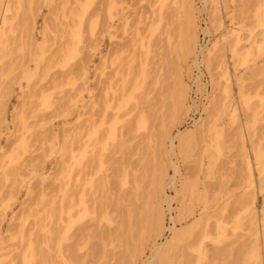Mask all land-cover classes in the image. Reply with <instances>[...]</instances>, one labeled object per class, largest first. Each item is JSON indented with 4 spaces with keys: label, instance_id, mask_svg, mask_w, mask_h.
I'll use <instances>...</instances> for the list:
<instances>
[{
    "label": "rangeland",
    "instance_id": "rangeland-1",
    "mask_svg": "<svg viewBox=\"0 0 264 264\" xmlns=\"http://www.w3.org/2000/svg\"><path fill=\"white\" fill-rule=\"evenodd\" d=\"M9 1L13 8L7 16L13 17L8 24V38L0 53V58H4L3 62L0 59V264H8L12 260L16 261L13 264H21L20 258L27 252L26 246L29 240L32 241L34 248L40 246L39 249L43 250L45 246L40 239L43 237V224L47 225L48 229L55 227L52 229L61 232L58 239L52 240V246L49 242L47 244V240L45 241L51 247L53 264H63L62 258L69 255L67 258L71 259L70 254L72 259L77 256L82 257L83 259L80 260L77 257L79 261L83 260L81 264L85 261V264H159L151 259L155 245L159 246L170 240L172 233L168 230L175 232L182 228L190 232L176 249L168 252L169 264H191L192 260V264H228L236 259L237 263L241 260L242 262L239 263L242 264L243 261L253 260L247 256V252L248 255L250 254L248 249L250 250L252 243L258 244L257 252L261 260L259 261L264 264V238L260 231L261 222L264 221L262 214L264 189L255 169L258 162L253 155L255 146L256 149L258 147L264 152V44L262 43L264 0H209L205 9L201 0ZM7 2L8 0H0V18L3 15L2 8ZM18 3L22 8H18L20 7ZM161 6L165 10L163 23L159 21V13H157V9ZM183 6L186 10L189 8V13L193 15L194 30L198 38L192 48L195 50L187 56L183 55L179 47L182 35L188 27L183 18L186 11ZM77 8L79 9L77 13L83 12L79 30L76 25L77 20L71 19L69 14L71 9L73 13L78 10ZM214 12L218 14L214 15ZM210 14L214 17L211 18ZM123 18L128 19L124 34L120 29ZM217 20L221 23L220 27ZM21 23L29 27H22ZM205 28H209V33L203 31ZM231 31L238 33L242 39L237 47L239 55L236 57H233L228 49L232 38L229 37ZM130 38L134 40L127 44ZM118 43L126 46V54L122 56L123 59L125 57L123 63L127 64V60L133 57L136 65L133 63L132 73L137 79L135 82H138L137 88L127 92V95L131 93L132 99H124L123 102L112 99L106 80L111 72L110 54L114 52L115 44ZM128 47L129 50L126 49ZM131 48L136 51L133 49L131 51ZM194 55L197 56V65H200H196L198 68L193 64ZM219 62L226 63L224 65L228 71L230 90L227 97L223 94L222 82L217 84ZM142 69L146 76L144 87L141 85ZM242 95L247 98L248 109L241 104ZM180 96H183V105L181 110L177 111L173 104ZM109 97V103H106ZM101 103L110 106L107 113L111 114H108L107 124L102 128L104 130L106 127L104 140L109 133V124L113 127V137L108 140L109 146L105 147L108 148V152L105 150L102 154L101 168L96 167L97 170L99 169L98 177L102 179V182L98 180L96 185L101 188L99 187V191L96 186L98 192L96 190L93 196L95 207L93 204L88 216L80 220L75 214L76 217L71 216L72 220L70 218L69 222H63V227L71 225L67 231L68 240L65 241L59 218L53 216L51 220H45L47 214H51L49 213L51 210L46 207L50 208L49 203H53L58 208L64 190L66 196H71H68L69 199L64 205L74 199L72 193L76 168L72 165V155L77 128L81 123L85 124L88 115L91 117L96 113L94 112L96 105L95 111L98 110L96 114L102 113L106 106L104 105L102 110ZM234 107L237 110V121L232 123L230 111ZM200 117L208 124L203 133L191 135L183 144H178L175 139L172 142L173 151L171 154L167 153L171 149L170 139L175 137L178 131L190 130L193 121H197ZM247 120L251 122L249 132L244 129ZM239 128L241 135L238 132ZM242 151L246 153L250 162L254 181L252 189L255 200L249 205L247 212L241 209L239 203L240 198L243 196L241 201L244 202L246 200L244 194L250 192L248 183L245 182L246 166L241 155ZM174 170L175 188L166 186L163 189V196L160 195L162 193L157 191L158 173L161 172L165 178H171ZM124 171L128 173L127 180L128 176L132 179L129 184H124ZM11 172L16 176L11 175ZM18 173H21L20 176ZM134 180L139 181L144 188L137 190V195L133 191ZM184 184L189 189L183 200L181 195L175 196V189L180 190ZM193 184L196 191L191 196L189 190H192ZM128 193L131 195H127ZM53 195L54 199H52ZM164 198L170 200L172 211L168 212L167 203L161 202ZM102 200L104 203L100 204ZM34 203L37 206L32 205ZM184 203L187 206L191 205L192 209L189 211L193 213L188 217L186 225L180 222L181 224H177L176 228H172L169 219L177 218ZM159 204L164 212L161 234L145 228L143 221L147 210ZM237 205L238 207H235ZM39 206L44 207L40 210ZM31 208L34 209L33 213L30 212ZM102 209L103 211L99 212ZM127 209H132L142 221L141 227L139 226L137 230L132 228L133 223L130 224L135 219L128 218ZM56 212L57 210L53 213L57 215ZM252 214L257 232L254 238L249 234H252V231L248 232V218L252 217ZM29 219L30 222L34 219L33 224L32 222L28 224ZM196 219L201 220L198 227L193 226V223L198 222ZM214 220L220 223V229L217 231ZM25 224H28V227L25 226L28 231L31 229L26 237L23 236L28 232L24 228ZM77 224L81 231L75 227ZM206 224L211 227L205 230L207 236L203 235ZM81 226L83 229L80 228ZM23 228L26 233L24 231L22 233ZM35 232L38 235H35ZM18 235L19 238L25 237L27 241L25 238V240L17 239ZM40 235V238L35 239V236ZM37 239L40 241L36 242ZM248 242L251 244L249 245ZM12 244H16V248ZM60 244L65 245V248L63 246L65 250L73 248L72 252L77 254L74 256L71 249L64 252L63 248L61 254ZM4 246L6 250L3 249ZM9 246L13 252L7 251ZM91 246L94 250L90 248ZM95 247H98L97 251ZM198 247L199 250L196 251ZM182 250L185 253H182ZM38 251L36 249V252ZM218 252L223 254L224 258L220 256L222 260L219 255L216 257ZM94 253L98 257H95ZM187 255L191 258L186 257ZM216 258L217 260L219 258V261H215Z\"/></svg>",
    "mask_w": 264,
    "mask_h": 264
},
{
    "label": "bare ground",
    "instance_id": "bare-ground-1",
    "mask_svg": "<svg viewBox=\"0 0 264 264\" xmlns=\"http://www.w3.org/2000/svg\"><path fill=\"white\" fill-rule=\"evenodd\" d=\"M2 1V0H1ZM7 1V0H6ZM12 1H15V0H12ZM122 1V0H121ZM167 1V0H166ZM202 1V3H203V9H205V7H206V4H208V2H209V0H201ZM18 2V1H17ZM16 2V3H17ZM70 2V1H69ZM115 2H117V0L115 1ZM114 2V3H115ZM159 2V1H158ZM6 3V2H5ZM16 3H15V5H16ZM160 3H161V1H160ZM167 3V2H166ZM4 4V3H3ZM20 3H18V6H20V7H18V8H22L21 7V5H19ZM24 4V3H23ZM162 5H163V2L161 3ZM12 3L8 0V2H7V4H6V6H5V4H4V6L5 7H3L2 9H3V15L1 16V18H0V53L2 52L1 51V49H2V47L4 46V42H5V40H6V38H8L7 37V30H8V24H9V22H11V19H12V17L10 18H8V16H7V14L8 13H10L12 10ZM65 5V4H64ZM166 5V4H165ZM187 5V4H186ZM14 6V5H13ZM23 6V5H22ZM60 6V5H59ZM158 6V5H157ZM167 6V5H166ZM70 7V6H69ZM68 7V8H69ZM76 7V6H75ZM180 7V6H179ZM184 7V9H185V6H183ZM187 7H189V6H187ZM166 8V7H165ZM65 9H67V8H65ZM70 9V8H69ZM68 9V10H69ZM78 9V8H77ZM77 9H75V10H77ZM167 9V8H166ZM186 10V9H185ZM184 10V11H185ZM189 8L184 12V14H183V18H184V20H185V24H187L186 25V30L184 31V34L182 35V41H180L181 42V45L179 46L180 47V50H181V52L183 53V55H185V56H187V54H189L191 51H193V50H195V48L194 49H192L193 48V46L194 45H196V43H197V40H198V38H197V35L195 34L196 33V31L194 30V26H195V22H194V18H193V15L192 14H190L189 13ZM212 10V9H211ZM14 11H15V9H14ZM71 11H73L72 9H71ZM71 11H69V14L71 15L70 16V18L71 19H73V18H75L76 20H77V29L79 30V28L81 27V25H82V13L80 12V13H77V12H79V9L77 10V11H74V12H76V13H72ZM117 11V10H116ZM195 10H193V12H194ZM197 11V10H196ZM71 12V13H70ZM118 12V11H117ZM153 12H154V10H153ZM181 12H182V9H181ZM191 12H192V10H191ZM200 12V10H198V13ZM157 13H159L158 14V19H159V21L160 22H162V20H164V16H165V10L163 9V6H161L159 9H157ZM216 12H214V15H217V14H215ZM181 14V13H180ZM212 14H213V12H212ZM0 15H1V13H0ZM53 15V14H52ZM211 15V14H210ZM214 15L212 16L211 15V18H213L214 17ZM10 16V15H9ZM111 16H112V13H111ZM124 16H126V15H124ZM69 17V16H68ZM171 17V16H170ZM172 18H173V16H172ZM182 18V19H183ZM70 19V20H71ZM121 19V18H120ZM216 19H217V17H216ZM196 20V19H195ZM67 21V20H66ZM69 21V20H68ZM72 21V20H71ZM25 22H26V20H25ZM24 22V23H25ZM127 22H128V19L127 18H123V20L121 21V24H120V29H121V33L122 34H124L125 33V28H126V26H127ZM217 23H218V25H219V27L221 26V23L219 22V20H217L216 21ZM23 23V24H24ZM163 23V22H162ZM26 24V23H25ZM25 24H24V26H25ZM28 24H31V23H28ZM184 24V23H183ZM213 24V23H212ZM15 26H17V25H15ZM21 26L22 27H24L23 25H22V23H21ZM31 26V25H30ZM119 26V25H118ZM13 27V26H12ZM12 27H11V29H12ZM27 27H29V26H27ZM26 26H25V28H27ZM46 27V26H45ZM181 27H182V25H181ZM218 27V28H219ZM24 28V29H25ZM31 28V27H30ZM47 28V27H46ZM119 28V27H118ZM180 28V27H179ZM23 29V30H24ZM127 29V28H126ZM215 29V28H214ZM13 30V29H12ZM118 30V29H117ZM197 30V29H196ZM209 28H205L203 31L205 32V33H209ZM179 31H180V29H179ZM10 32V31H9ZM24 32H25V30H24ZM31 32V31H30ZM58 32V31H57ZM136 32V31H135ZM134 32V33H135ZM23 33V32H22ZM116 33V32H115ZM133 33V34H134ZM168 33V32H167ZM183 33V32H182ZM76 33H74V36L76 37V38H78V35H75ZM176 34H178V33H176ZM117 35V34H116ZM137 35V34H136ZM181 35V34H180ZM230 35L231 36H229L230 38H231V40L229 41V47H228V49H229V51H230V53L232 54V56L233 57H236V56H238L239 54H238V51H237V47L239 46V44H240V42H241V37L238 35V33H235L234 31H231L230 32ZM262 35V34H261ZM66 36H68V34L66 35ZM15 37V36H14ZM113 37V36H112ZM114 37H115V35H114ZM170 37L171 36H169V38L168 39H170ZM132 38V37H131ZM130 38V42L128 41V43L127 44H129V43H131V42H133V40ZM134 38V37H133ZM181 38V37H180ZM117 39V38H116ZM139 39V38H138ZM142 39V38H141ZM251 39V38H250ZM47 40V39H46ZM123 40V39H122ZM132 40V41H131ZM263 40V44H264V39H262ZM138 41V40H137ZM135 42V41H134ZM139 42V41H138ZM138 42H136V43H138ZM255 42V41H254ZM7 43V42H6ZM55 43H56V41H55ZM74 43V42H73ZM140 43V42H139ZM138 43V44H139ZM252 43H253V40H252ZM256 43V42H255ZM134 44V43H133ZM132 44V45H133ZM142 44V43H141ZM140 44V45H141ZM250 44H251V42H250ZM62 45V44H61ZM8 46V45H7ZM115 48L113 49L114 50V52H112L110 55H111V58H110V66H111V72H110V74H108L109 75V78L108 79H106V80H108V87H109V90L111 91V94H112V99L114 100V99H117V101H121V102H123V100L125 99V100H127V99H132V98H130L131 97V93H128V95H127V92L129 91L130 92V90L131 91H133L135 88H137V81L135 82V76H133V74L134 73H132V70L134 69V67H133V63L136 65V63H135V61L133 62V57L131 56V58H130V60H129V62H128V60H127V64H126V62L125 63H123V61H124V59H125V57H124V59L122 58V56H123V54L125 55L126 53H125V45L124 44H121V43H118V44H115ZM133 47H135V44L133 45ZM8 48V47H7ZM139 48V47H138ZM137 48V49H138ZM205 48V47H204ZM127 50H129L130 48L128 47V48H126ZM132 49L134 50V48H131V51H132ZM241 49V48H240ZM244 49V48H243ZM243 49H242V51H243ZM263 49H264V46H263ZM4 50H5V48H4ZM9 50H10V48H9ZM44 50V49H43ZM127 50H126V52H127ZM207 50V49H206ZM248 50H249V48H248ZM130 51V52H131ZM134 51H136V50H134ZM251 51V50H250ZM260 51H261V49H260ZM240 52V51H239ZM245 52V51H244ZM129 53V52H128ZM192 53V52H191ZM199 53H201V52H199ZM208 53V52H207ZM242 53V52H241ZM128 55V54H127ZM2 56V55H1ZM107 56V55H106ZM134 56H135V53H134ZM241 56V55H240ZM4 57V56H3ZM2 57V58H3ZM7 57V56H6ZM127 57V56H126ZM129 57H130V55H129ZM109 58V57H108ZM108 58H107V60H108ZM128 58V57H127ZM1 59V58H0ZM209 59V58H208ZM2 60H4V58L3 59H1V61ZM43 60V59H42ZM105 60V59H104ZM134 60H136L135 58H134ZM141 60V59H140ZM200 61V60H199ZM203 61V60H202ZM212 61V60H211ZM224 61V60H223ZM3 62V61H2ZM106 62H108V61H106ZM105 62V63H106ZM104 63V64H105ZM193 64L196 66L197 64H198V60H197V56L196 55H194V58H193ZM199 64H201V63H199ZM224 64H226V63H224V62H219L218 63V66H220L219 68H218V70H219V74H218V78H217V81H218V83L217 84H221V82H222V87H223V94L227 97V95H228V92H229V87H230V83H229V76H228V71H227V68H226V65H224ZM18 66V65H17ZM197 66H200V65H197ZM196 66V67H197ZM108 67V66H107ZM103 68V67H102ZM137 68V67H136ZM198 68V67H197ZM22 69V68H21ZM83 69V68H82ZM101 69V68H100ZM105 69V68H104ZM79 70V69H78ZM217 70V69H216ZM215 70V71H216ZM1 71H3V70H1ZM104 71V70H103ZM136 71V70H135ZM4 73V72H3ZM6 73V72H5ZM72 73V72H71ZM73 73H74V71H73ZM102 73V72H101ZM141 79H142V84L141 85H143V87H144V82H145V80H146V76H145V71H144V69H142L141 70ZM107 74V73H106ZM105 74V75H106ZM1 75V74H0ZM4 75V74H3ZM135 75V74H134ZM73 76H75L76 77V75H73ZM104 76V75H103ZM107 76V75H106ZM105 76V77H106ZM138 76V75H137ZM136 76V77H137ZM81 77V76H80ZM108 77V76H107ZM9 78V77H8ZM77 78H79V77H77ZM104 78V77H103ZM79 80V79H78ZM105 80V81H106ZM137 80V79H136ZM82 82V81H81ZM104 82V81H103ZM216 84V83H215ZM216 84V85H217ZM103 85V84H102ZM104 85H106L105 83H104ZM131 86L133 87V88H131ZM213 86H214V84H213ZM107 87V86H106ZM105 87V90L107 89ZM142 87V88H143ZM31 88V87H30ZM29 88V89H30ZM33 88V87H32ZM102 88H103V86H102ZM45 91H47V90H45ZM182 91H184V88L182 89ZM81 92V91H80ZM108 92V91H107ZM73 93V92H72ZM75 93V92H74ZM76 93H77V91H76ZM43 94V93H42ZM78 94V93H77ZM110 94V93H109ZM148 95V94H147ZM244 95V94H243ZM242 95V97H241V104L242 105H244L245 107H246V109H248L247 107H248V104H247V98L245 97V96H243ZM7 96V95H6ZM33 96H34V94H33ZM75 96V95H74ZM110 96V95H109ZM128 97V98H125V97ZM224 96V97H225ZM29 97V96H28ZM108 97V96H107ZM183 97V96H182ZM181 96L180 97H177V99H176V101H175V104H173L172 106L177 110V111H179V110H181V108H182V105H183V98H182ZM102 98H104V96L102 97ZM109 99H110V97L108 98V100H106V103H109ZM149 99V98H148ZM71 100V99H70ZM103 99H101V101H102ZM184 100H185V98H184ZM2 101V100H1ZM74 102V101H73ZM106 103H101V104H103L102 105V110H103V106L105 105L106 106ZM113 103V102H112ZM111 103V104H112ZM172 103H174V102H172ZM93 104V103H92ZM95 104V103H94ZM97 104V103H96ZM100 104V105H101ZM114 104V103H113ZM225 104V103H224ZM227 104V103H226ZM100 105H99V107H100ZM104 106V107H105ZM98 107V108H99ZM229 107V106H228ZM86 108V107H85ZM96 108H97V105H96ZM96 108H95V110H96ZM110 108V106L108 105V106H106L105 108H104V110L103 111H101V112H99V113H101V114H96L97 112H98V110L97 111H95L94 110V112H96V113H93L92 114V112H91V114H92V116L90 117L89 115H88V119H87V121H85L84 123L85 124H83V123H81L80 125H78V128H77V132H76V138H75V148H74V151H73V155H72V162H73V164L72 165H74L75 167L74 168H76V171L75 170H73V171H75V175H74V190H73V196H74V199H71L70 201H69V203L67 204V205H64L65 204V202H66V200H68L69 198H68V196H66L65 195V190L63 191L64 193H63V196H62V199H61V201H60V204H59V206H58V208H57V206L55 207L54 206V204L52 203H49L50 204V206H49V204H48V206L51 208H48V207H46V205H44L48 210H51V211H49V213H51V214H47L46 212V214L48 215H46L45 216V214L42 212V211H39V213L40 212H42L43 214H44V216L46 217L45 218V220L47 219V220H51L52 218H53V216H57V218H59V221H61V223H62V225H61V227H59V228H61V230L63 231V233H62V235H63V239L65 240V241H67L68 240V235H67V231L71 228V225L70 224H68L67 225V227H63V222L65 223V221L66 222H69V219L71 218V216L73 215L74 217H76V215H78V217H79V219L81 220V218L82 217H86V216H88V214L90 213V210H91V207L93 206V204H94V201H93V196H95V192H96V190H97V192H98V189L97 188H99L98 187V185H96V183H97V181L98 180H101L100 182H102V179H101V177H98V170L96 169V167L98 166L99 168H101V158H102V154H103V152L105 151V150H107V152H108V148L107 149H105V147L106 146H109V143H108V140H110V139H112V133H113V127L111 126V124H109V126H108V135H107V137L105 138V140L103 139V135L106 133H104V130H106V127H105V129L103 130L102 128H103V126L104 125H106L107 124V122H106V118L108 117V114L109 113H107L108 112V109ZM112 108H114V106H112ZM92 110H93V108H92ZM177 111H175V112H177ZM251 112V111H250ZM86 113H87V111H86ZM130 113V112H129ZM173 113V112H172ZM179 113V112H178ZM83 114H85L84 112H83ZM96 114V115H95ZM113 114H115V113H113ZM251 114H254V113H251ZM109 115H111V114H109ZM82 116V115H81ZM84 116V115H83ZM1 117V116H0ZM79 117H80V115H79ZM112 117H113V115H112ZM111 117V118H112ZM125 117V116H124ZM120 118V117H119ZM230 118H231V122L232 123H235L236 121H237V110H236V108L234 107V109H232L231 111H230ZM1 119V118H0ZM22 120H24V119H22ZM252 120V119H251ZM250 120V121H251ZM127 122H129V121H127ZM41 123V122H40ZM80 123V122H79ZM249 123H251V122H249L248 120L244 123V129L247 131V132H249L250 131V125L251 124H249ZM206 125H208L206 122H205V120L202 118V117H200L197 121H193V124L191 125V129L190 130H184V131H178L177 132V134H176V136L175 137H173V138H171L170 139V147H171V149H170V151L169 152H167V153H170L171 154V152L173 151V144H172V142L175 140V139H177V141H178V144H183L184 142H187L188 140H187V138L189 139V137L191 136V135H193V134H196V133H203V130L205 129V127H206ZM240 127V126H239ZM209 129V128H208ZM240 129L241 128H239L238 129V132H239V134L241 135V131H240ZM15 130V129H14ZM15 132V131H14ZM18 132H19V130H18ZM17 132V133H18ZM24 133V132H23ZM247 134V133H246ZM122 136V135H121ZM120 136V137H121ZM241 138V137H240ZM119 139V138H118ZM18 140V139H17ZM187 140V141H186ZM241 140H242V138H241ZM115 142V141H114ZM120 142H121V140H120ZM31 143H32V141H31ZM116 143V142H115ZM119 143V142H118ZM69 144V143H68ZM104 144H105V146H104ZM114 144V143H113ZM116 145V144H115ZM118 145V144H117ZM29 146V145H28ZM71 146V145H70ZM181 146V145H180ZM31 147V146H30ZM23 149V148H22ZM242 149H243V147H242ZM257 149H258V147H257ZM256 149V146H255V148H254V150H253V152H254V156H255V160L258 162V166H257V168H255L256 169V172H257V175H258V178L261 180V187L264 189V152H262V150H257ZM260 149H262V148H260ZM71 150H72V148H71ZM72 152V151H71ZM242 158L244 159V162H245V166H246V181L245 182H247L248 183V187L250 188L249 189V191L250 192H248L247 194L245 193L244 195H246L245 196V198L244 199H246L244 202H243V200L241 201V199H243V196H242V198H240V201H239V203L241 204V206H242V208L241 209H243V211L244 212H247L248 211V207H249V205H251L253 202H254V200H255V198H254V194H253V183H254V181H253V173H252V169H251V167H250V162L248 161V158H247V156H246V153L244 152V151H242ZM64 162V161H63ZM71 162V163H72ZM65 163V162H64ZM20 166V165H19ZM22 166V165H21ZM26 166V165H25ZM69 166V165H68ZM70 167V166H69ZM27 168V167H26ZM15 169V168H14ZM68 169V168H67ZM11 170H12V168H11ZM16 170V169H15ZM27 170V169H26ZM70 170V169H69ZM68 170V171H69ZM10 171V170H9ZM13 171V170H12ZM15 172H17V170L15 171ZM12 173V172H11ZM68 173V172H67ZM19 174V173H18ZM21 174V173H20ZM20 174L18 175V176H20ZM127 174L128 173H126L125 171H124V184H126V183H128L129 184V182H130V180H132V179H129V176H128V180H127ZM159 175H158V178H157V186H158V190L157 191H160V193H162V194H160V195H162L163 196V189H164V187H166V186H171L172 188H175V183H174V178H175V174H176V172H175V170H174V173H173V176L171 177V178H165L164 177V175H162V173L160 172V173H158ZM11 175H13V176H16V175H14L13 173L11 174ZM64 175V174H63ZM7 176L8 175H6V178H7ZM11 177V176H10ZM65 177V176H64ZM64 177H63V179H64ZM136 177V176H135ZM100 178V179H99ZM14 179V178H13ZM135 179V178H134ZM99 182V181H98ZM142 183V182H141ZM17 184V183H16ZM98 184V183H97ZM99 185H103V184H99ZM60 187H61V185H59ZM70 186V185H69ZM96 186H97V188H96ZM154 186V185H153ZM30 187V186H29ZM131 187V186H130ZM134 193L136 194L137 193V190H141L142 188H143V186H141L140 185V183H139V181L138 182H136V180H134ZM142 187V188H141ZM31 188V187H30ZM49 188V187H48ZM52 188V187H51ZM101 188V187H100ZM100 188H99V191H100ZM103 188V187H102ZM61 189H62V187H61ZM144 189V188H143ZM189 189V188H188ZM188 189H187V187H186V184H184L182 187H181V189L180 190H176L175 189V196L176 197H178V196H182V198H183V200H184V198H185V194L186 193H188L187 191H188ZM58 190H59V188H58ZM72 190V189H71ZM131 190V189H130ZM70 191V190H69ZM129 191V190H128ZM195 191H196V187H195V184H193V187H192V190H189V192H191V196H193V194L195 193ZM264 191V190H263ZM39 192V191H38ZM41 192H43V191H41ZM51 192V191H50ZM57 192V191H56ZM61 192V191H60ZM141 192H143V191H141ZM158 193V192H157ZM39 194V193H38ZM37 194V195H38ZM70 194V193H69ZM131 195V193H128L127 195ZM139 194V193H138ZM145 194V193H144ZM143 193H142V195H144ZM40 195V194H39ZM42 195V194H41ZM45 195H46V193H45ZM98 195H99V193H98ZM137 195V194H136ZM141 195V194H140ZM56 196V195H55ZM39 197H41V196H39ZM46 197V196H45ZM48 197V196H47ZM69 197H71V196H69ZM99 197V196H98ZM129 197H132V196H129ZM128 197V198H129ZM165 197V196H164ZM240 197V196H239ZM100 198V197H99ZM127 198V200L129 201V199H131V198H129L128 199ZM142 198V197H141ZM153 198V197H152ZM27 199V198H26ZM40 199V198H39ZM44 199V198H43ZM52 199H54V195H53V197H52ZM58 198H56V200H57ZM101 199H103V198H101ZM28 200V199H27ZM27 200H25V202L27 201ZM33 200V199H32ZM142 200H143V198H142ZM174 200V199H173ZM52 201V200H51ZM54 201V200H53ZM52 201V202H53ZM30 202V201H29ZM68 202V201H67ZM130 202V201H129ZM161 202H165V203H167V211L168 212H170V211H172V208L170 207V200H168L167 198H164ZM46 204H47V202H45ZM45 203H43V204H45ZM104 202H103V200H102V202L100 203V204H103ZM127 203V202H126ZM186 203V202H185ZM183 204L182 205V207L180 208V211H179V214H178V216H177V218H173V217H170V219H169V221H171V224H172V228H176V226H177V224H179L180 222H184L185 223V225H186V221H187V219H188V217H190L191 215H192V213L193 212H190L189 210L190 209H192L190 206H187L186 204ZM235 203H237L236 201H235ZM238 203V204H239ZM21 204V203H20ZM32 205H35V203L34 204H32ZM132 205V204H131ZM161 205H162V203H161ZM161 205L159 204V205H157V206H154V207H151V208H149L148 210H147V212L144 214V224H145V228H147V229H153V231L155 230L156 231V233H158V234H161L162 232H163V222H164V212H163V210H162V207H161ZM35 206H37V204L35 205ZM43 206V207H44ZM101 206V205H100ZM130 206V205H129ZM128 206V208H131V207H129ZM24 207V206H23ZM30 207H32L31 205H30ZM41 206H39L38 207V209L40 208ZM42 207V208H43ZM94 207H95V204H94ZM235 207H238V205L237 206H235ZM28 208V207H27ZM34 209L36 208V207H33ZM42 208H40V210L42 209ZM101 208H103V207H101ZM100 208V209H101ZM135 208V207H134ZM142 208V207H141ZM26 209V208H25ZM32 209V208H31ZM30 209V212L31 213H33L32 211L34 210V209H32L31 210ZM94 209H96V208H94ZM93 209V210H94ZM57 210V212H58V214L57 215H55L53 212H55ZM128 210V218L131 220V219H135V221L133 222H131L130 224L132 225V223H133V226H132V228L133 229H136L137 230V228H139V226L142 224V221L138 218V216H137V214H135V212L131 209V210H129V209H127ZM28 211V210H27ZM36 211H38L37 209H36ZM95 211V210H94ZM100 211H103V209L102 210H99V212ZM242 211V210H241ZM29 212V211H28ZM56 212V213H57ZM21 212L19 211V214H20ZM39 213H37L36 212V214H38L39 215ZM95 213V212H94ZM102 213V212H101ZM99 214V213H97V214H99V215H102V214ZM122 213V212H121ZM137 213V212H136ZM143 213V212H142ZM52 214H54V215H52ZM76 214V215H75ZM96 214V213H95ZM95 214H94V216H95ZM262 214H263V216H264V206H263V209H262ZM17 215V214H16ZM22 215H23V213H22ZM24 215H25V213H24ZM33 215V214H32ZM42 215V214H41ZM98 215V216H99ZM15 216V215H14ZM36 216V215H35ZM72 216V217H73ZM38 217V216H37ZM41 217V216H40ZM96 217V216H95ZM95 217H94V219H95ZM13 218V217H12ZM21 218V217H20ZM22 218H24V217H22ZM29 218V217H28ZM33 218V217H32ZM39 218V217H38ZM201 218V217H200ZM37 219V218H36ZM35 219V220H36ZM92 219V217L90 218V220ZM93 219V220H94ZM121 219V218H120ZM249 220H248V226H249V229H248V232H250V231H252V234L251 233H249L250 235H252V236H250V237H256V235H257V232H256V229H255V222H254V215L252 214V217L251 216H249V218H248ZM11 220V219H10ZM27 220V219H26ZM34 220V219H33ZM33 220L31 221L32 222V224H33ZM64 220V221H63ZM71 220H72V218H71ZM90 220H88L89 222H90ZM197 220V219H196ZM200 220V219H199ZM199 220H197L196 222H197V224H195V223H193L194 225L193 226H197L198 227V225L200 224V221ZM262 220H263V218H262ZM13 221V220H12ZM15 221H16V219H15ZM29 221V222H28ZM27 222H28V224L29 223H31L30 222V219L28 220ZM53 221V220H52ZM94 221H96V220H94ZM122 221V220H121ZM216 221V222H215ZM123 222V221H122ZM18 223H19V221H18ZM23 223H24V219H23ZM37 222H35V224H36ZM48 223V222H47ZM53 223V222H52ZM82 223V222H81ZM87 223V222H86ZM96 223V222H95ZM206 223H207V221H206ZM214 223H215V228H216V231L217 230H219L220 229V223L217 221V220H214ZM223 223V222H222ZM262 224H261V228H260V231H261V235H262V237L264 238V221H262L261 222ZM20 224V223H19ZM28 224H25L24 225V228L25 229H27V225ZM35 224H34V226H35ZM39 224V223H38ZM181 224V223H180ZM15 225V224H14ZM17 225V224H16ZM15 225V226H16ZM22 225V224H21ZM37 225V224H36ZM56 224H54V226H55ZM81 225V224H80ZM86 225V224H85ZM93 225V224H92ZM202 225V224H201ZM209 224H206L205 225V228L203 229L204 230V234L203 235H206L207 234V232L205 233V230L207 231V228L208 227H210V225L208 226ZM25 226H27V227H25ZM31 226V225H30ZM29 226V227H30ZM41 226H42V224H41ZM51 226H53V225H51ZM83 226H84V224H83ZM83 226H81L80 228H82ZM93 226H95V225H93ZM120 226V225H119ZM247 226V227H248ZM18 227V226H17ZM19 227H20V229H21V226L19 225ZM18 227V228H19ZM48 226L47 225H44L43 224V237H41V235L40 236H35V239L37 238V237H41L40 239H41V242H42V244H43V246H45L44 248H43V250L42 249H39L40 248V246H39V248H34V246H33V243L31 244V240H29V243L27 244V246H26V250H27V252L22 256V258H20L21 259V264H53V262H52V257H51V255H50V252H51V247L50 246H52L51 245V242H52V240L54 239H58L59 238V234L61 233V232H59V231H55V229L53 230L52 228H55V227H52L51 229H48L47 228ZM75 227H77L78 228V224L77 225H75ZM87 227H89V226H87ZM141 227V226H140ZM23 228V230H22V233H24L25 232V229ZM31 228H32V226H31ZM35 228H37L36 226H35ZM34 228V229H35ZM100 228V227H99ZM131 228V227H130ZM211 228V227H210ZM79 229V228H78ZM83 229V228H82ZM121 229V228H120ZM188 229V228H187ZM191 229V228H190ZM9 230V229H8ZM13 230V229H12ZM14 230H16V229H14ZM31 229H29V231H30ZM36 230V229H35ZM84 230H86V228L84 229ZM84 230H83V232H84ZM201 230V229H200ZM250 230V231H249ZM17 232H21V230H16ZM16 231H15V233H16ZM24 231V232H23ZM27 231H28V229H27ZM26 231V232H27ZM29 231L27 232V234H24L23 236H25L26 237V235H28V233H29ZM38 231V230H37ZM77 231V230H76ZM79 231H81V229H79ZM89 231V230H88ZM93 231V230H92ZM129 231V230H128ZM131 231H132V229H131ZM170 233H172V236H171V238H170V240L169 241H167L166 243H163V244H161V245H159V246H156L155 245V249H154V251H152L153 253H152V255H151V259L153 260V261H157L159 264H169V259H170V257H169V259H168V252H171L173 249H176V247L181 243V242H183L186 238H187V236H188V234H189V232H190V230L188 231V230H186L185 228H182L181 230H178V231H175V232H171L170 230H168ZM9 232V231H8ZM19 232V233H20ZM25 232V233H26ZM145 232V231H144ZM150 232H151V230H150ZM212 232V231H211ZM19 233H17V234H19ZM82 233V232H81ZM80 233V234H81ZM106 233V232H105ZM8 234V233H7ZM74 234H76V233H74ZM83 235L85 234V233H82ZM110 234V233H109ZM13 235V234H12ZM35 235H38V233L36 234V232H35ZM89 235H91V234H89ZM107 235V234H106ZM211 235V234H210ZM224 235V234H223ZM237 235V234H236ZM19 236L20 235H18V238L17 239H21V238H23V237H20L19 238ZM33 237H34V235H32ZM81 236V235H80ZM147 236V235H146ZM207 236V235H206ZM225 236V235H224ZM234 236V235H233ZM7 237H9L8 235H7ZM24 237V238H25ZM32 237V238H33ZM54 237V238H53ZM72 237V236H71ZM75 236H73V238H74ZM84 237V236H83ZM90 237V236H89ZM149 237V236H148ZM200 237H201V235H200ZM250 237H249V239H250ZM23 238V239H24ZM43 238V239H42ZM72 238V239H73ZM78 238V237H77ZM147 238V237H146ZM225 238V237H224ZM262 238V239H263ZM22 239V242H24V240L26 239H24L23 240ZM62 239V240H63ZM75 239H76V237H75ZM202 239V238H201ZM223 239V238H222ZM233 239V238H232ZM256 239V238H255ZM11 240V239H10ZM33 240V239H32ZM39 239H37L36 240V242L38 241ZM47 240V244H49L50 243V246H48L47 244H46V241ZM74 240V239H73ZM78 240V239H77ZM93 240V239H92ZM254 240V239H253ZM3 241V240H2ZM26 241H27V239H26ZM34 241V240H33ZM40 241V240H39ZM38 241V242H39ZM65 241L63 242V243H65ZM80 241H81V239H80ZM83 241H85L84 239H83ZM91 241V240H90ZM94 241V240H93ZM249 241V240H248ZM17 242H18V240H17ZM16 242V243H17ZM19 242H20V240H19ZM22 242H20V244L22 243ZM49 242V243H48ZM74 242V241H73ZM251 242V241H250ZM6 243H7V241H6ZM26 243V242H25ZM25 243H23V245L25 244ZM84 243V242H83ZM82 243V244H83ZM241 243V242H240ZM249 243V242H248ZM252 243V242H251ZM251 243H249V245L251 244ZM2 244V243H1ZM38 244V243H37ZM62 244V243H61ZM60 244V245H61ZM91 244V243H90ZM89 244V245H90ZM19 245V244H18ZM38 245H40V244H38ZM94 245H95V243H94ZM94 245H93V248H94ZM130 245V244H129ZM242 245V244H241ZM258 244H255V243H252L251 244V247H250V250L248 249V251H250L249 253V255H248V252H247V256H248V258H253V260H251L250 259V261H248L247 260V262H244L243 261V263L242 264H248L249 262H255L256 264H261V260L259 259V256H258V250H257V246ZM12 246H14V248H16L15 246H16V244H12ZM11 246V247H12ZM22 246V245H21ZM62 247H61V249L60 250H62V248H63V246H64V248H65V245H61ZM72 246V245H71ZM77 246V245H76ZM36 247V246H35ZM88 247V246H87ZM189 247V246H188ZM2 248V247H1ZM5 248V246L3 247V249ZM18 248V247H17ZM23 249L25 248L24 246L22 247ZM42 248V247H41ZM63 248V250H64V252H66V250H69V249H71V252L74 250L73 248H69V249H64ZM68 248V247H67ZM74 248H76L75 246H74ZM90 248H92V246L90 247ZM90 248H87L88 250L90 249ZM92 248V249H93ZM98 248V247H97ZM97 248L95 247V249H96V251H97ZM194 248V247H193ZM227 248V247H226ZM2 249V250H3ZM19 249V248H18ZM36 249L37 250H39L38 252H36ZM73 249V250H72ZM184 249V248H183ZM246 249V248H245ZM1 250V249H0ZM5 250H6V248H5ZM8 250H10V251H12V248L10 249V246L8 247V249H7V251ZM15 250V249H14ZM17 250V249H16ZM22 250V249H21ZM20 250V251H21ZM63 250H62V252H61V254L63 253ZM87 250V251H88ZM94 250V249H93ZM137 250V249H136ZM197 250H199V247L198 248H196V251ZM19 251V252H20ZM23 251V250H22ZM76 251V250H75ZM92 251V250H91ZM91 251H89V252H91ZM108 251V250H107ZM107 251H105L106 253H107ZM128 251V250H127ZM183 251V250H182ZM13 252V251H12ZM221 252V251H220ZM225 252V251H224ZM21 254L20 255H22V252H20ZM73 254H74V256H75V254H77V253H74V252H72ZM98 253V252H97ZM182 253H185L184 251L182 252ZM69 254H70V252H69ZM90 254V253H89ZM105 254V253H104ZM204 254H206V252H204ZM225 254V253H224ZM15 255V254H14ZM13 255V256H14ZM71 255V259L70 258H67L68 256H64L63 258H62V263L63 264H81L80 262L81 261H83V260H81V261H79L80 259H83L82 257L81 258H79L78 256V258H79V260L77 259V257L76 258H74V259H72V254H70ZM91 255V254H90ZM183 255V254H182ZM181 255V257H183ZM185 255V254H184ZM219 255V257L221 256V257H223V254H219V252H218V254L216 253V257ZM227 255H228V253H227ZM3 256H4V254H3ZM16 256V255H15ZM80 256V255H79ZM94 256H95V253H94ZM97 256V255H96ZM95 256V257H96ZM105 256H107V254H105ZM170 256V255H169ZM250 256V257H249ZM16 257H18V255L16 256ZM16 257H15V259L14 260H16ZM20 257V256H19ZM18 257V258H19ZM98 257V256H97ZM123 257V256H122ZM126 257V256H125ZM186 257H190L189 255H187ZM220 257V258H221ZM226 257V256H225ZM0 258H1V253H0ZM13 258V257H12ZM17 258V259H18ZM94 258V257H93ZM124 258V257H123ZM179 258V257H178ZM177 258V259H178ZM191 258V257H190ZM189 258V259H190ZM224 258V257H223ZM95 259H97V258H95ZM107 259V258H106ZM105 259V260H106ZM122 259V258H121ZM182 259V258H181ZM186 259H188V258H186ZM245 259H247V257H245ZM9 260H12L11 258H9ZM76 260H78V261H76ZM98 260V259H97ZM124 260H127V259H124ZM217 260V258L215 259V261ZM220 260H222V258L220 259ZM237 260V259H236ZM236 260H232V261H230L228 264H238L237 263V261ZM260 260V261H259ZM77 262V263H74V262ZM188 261V260H187ZM217 261H219V258H218V260ZM226 261H227V259H226ZM13 262L15 263L16 261H13L12 260V262L10 261L9 263L10 264H13ZM52 262V263H51ZM88 262V261H87ZM90 262V261H89ZM122 262H123V260H122ZM121 262V263H122ZM152 262V261H151ZM242 262V261H241ZM240 262V263H241ZM251 262V263H252ZM2 263V262H1ZM5 263V262H4ZM8 263V264H9ZM85 263H86V261H85ZM84 263V264H85ZM184 263H186V262H184ZM192 263H193V260H192ZM191 263V264H192ZM239 263V264H240ZM251 263H249V264H251ZM255 263H252V264H255ZM123 264V263H122ZM188 264V263H187ZM213 264V263H212ZM225 264V263H224Z\"/></svg>",
    "mask_w": 264,
    "mask_h": 264
}]
</instances>
